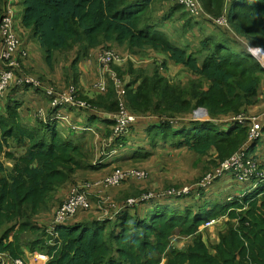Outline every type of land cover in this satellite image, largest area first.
I'll list each match as a JSON object with an SVG mask.
<instances>
[{
	"label": "trees",
	"instance_id": "trees-1",
	"mask_svg": "<svg viewBox=\"0 0 264 264\" xmlns=\"http://www.w3.org/2000/svg\"><path fill=\"white\" fill-rule=\"evenodd\" d=\"M200 2L214 18L224 12L229 30L214 25L219 36H202L195 48L167 35L166 21L176 16L183 31H202V24L212 23L191 17L176 0H18L17 5L21 28L37 39L49 68L72 55L71 68L100 47L119 55L153 51L165 57L151 73L131 62L111 66L120 79H130L125 86L127 111L137 118L156 120L146 124L141 136L151 151L166 146L185 149L202 167L215 154L211 165L216 168L246 145L250 119L255 118L261 129L249 144L248 154L258 162L257 152L264 147V114L249 110L259 104L264 69L230 31L253 47L264 48V0ZM161 10L166 13L159 16ZM166 61L186 69L193 81L188 86L171 84L160 71ZM36 78L45 83L43 77ZM69 83L78 87L77 69ZM20 90L43 93L15 86L0 100V155L4 159L0 161V255L17 260L28 252H39L48 257L46 264H160L163 257L165 264H264V182L239 197L228 200L231 196H227L224 205L212 208L211 203L202 204L195 198L219 179L183 197L142 203L148 208L143 215L125 209L112 220H99L87 214L91 206L74 216L83 213L86 220L74 222L73 217L48 233L35 218L52 208L54 194L76 182L77 171L91 168L85 165L83 145L63 137L56 122L37 121L34 127L23 122ZM115 94L109 83L104 93L88 97L79 91V98L91 108L113 114L118 109ZM198 109H204L210 121L188 119ZM239 116L245 117L242 123L229 121ZM94 122L114 125L112 119ZM137 123L138 119L129 128L131 136ZM125 135L116 143L127 145ZM149 156L146 151L132 157L147 160ZM260 169L264 170V163ZM131 196L134 193L121 195L117 205ZM218 218L226 219L225 228L218 233V241L208 245L201 228ZM175 237L190 242L175 249Z\"/></svg>",
	"mask_w": 264,
	"mask_h": 264
},
{
	"label": "rangeland",
	"instance_id": "rangeland-1",
	"mask_svg": "<svg viewBox=\"0 0 264 264\" xmlns=\"http://www.w3.org/2000/svg\"><path fill=\"white\" fill-rule=\"evenodd\" d=\"M13 8H14V11H17L16 13H14L15 31H16V34L20 36V40L22 42L24 39L21 37V34H19V22L21 20L20 8L17 5H14ZM203 9H204V7H203ZM204 12L206 15L214 18L208 12H206L205 9H204ZM165 13H166V11L161 10L157 14L159 16H162ZM227 13L229 14L230 11L228 10ZM223 15H224V12H223ZM222 16H220V17H222ZM175 17L176 16H174L171 20L166 21L167 30L165 31V33L167 35H171L170 37L173 40H177L179 42L186 43V44L190 45L191 48H195L197 46L198 40L202 36H207L209 34L219 36V33H214L218 30V28L215 27L214 25L208 23V22H205L204 24H202V26H204L202 28V31H200L199 28H196L193 31H188V30L183 31V28H180V25L177 22ZM220 17H218V18H220ZM214 19H216V18H214ZM198 22L202 23L201 20H198ZM230 32L232 33V37L235 40H237L238 42H240V44L242 46H244L245 48H246V46L251 45L249 42L246 41L245 38H243L237 34H234L232 31H230ZM30 38L33 41H35L39 50L41 51L37 39L35 37H31V36H30ZM100 48L101 49L99 50V52H101L102 50L116 52L113 49L108 50V49H104L103 47H100ZM96 50H98V49H96ZM41 53H42V51H41ZM118 53H119V51H118ZM125 53H127V52H125ZM121 56H123L125 58V61H124V63H125L127 61L125 55L121 54ZM127 56L135 58L136 61L140 64V68H142V66H146V68H145L146 71H148L149 68L151 70H153L157 61L159 59H161V57L153 51H150V52L146 51L144 54H137V55H131V54L127 53ZM68 57H71L68 61H58L57 63H59V64L60 63H63V64L70 63L71 59H73V56L71 55ZM60 58H64V57L60 56ZM147 59H148V63L146 64ZM61 60H65V59H61ZM80 60H78L77 63L71 67V73L74 72V70H76L77 68L80 69V65L78 64V62ZM87 61L88 60H85L86 63H87ZM166 62L168 64V67H166V65H164V67L160 71L167 77V80L171 84H180L181 86H188L193 81L194 77L191 76V74L186 69H184L181 66L174 65L168 61H166ZM56 64L54 66L55 68H57ZM25 72L29 75L37 77L36 73H31L28 71H25ZM262 77L264 79V74L262 75ZM204 87H207V85L204 84ZM91 89H92V87L90 88V90L83 91V93H85V94L93 93L94 91H93V89L92 90ZM79 91H80V89H79ZM104 91H105V89H104ZM38 94L43 96V93H38ZM6 96H7V93H6ZM5 97H3V98H5ZM70 110H72V109H70ZM73 110H76V109H73ZM187 117L188 116H186V118ZM150 119H155V118L151 117L149 119H146V121L150 120ZM188 119H191V120L197 121V122H206L210 118L207 116V113H206V111H204V109H198V110H195L194 112H192L190 114V117H188ZM171 121H174V120H171ZM229 121L233 122L234 120L232 118H230ZM80 135H81V133H80ZM74 136H75V133L71 132L70 133L71 139H69V138L68 139L70 142L75 144V141L72 140V138ZM125 136H126L125 137L126 143L128 144L126 150L123 152V153H127V155H124L125 159L122 161H119L118 163L111 162L108 165H106V167L111 166L113 163H115L113 168H115L116 170L117 169H123V170L133 169V170H140V171H143L145 173L147 171L149 175L146 173V179L144 181L130 183L131 180H129L125 183H122L119 187L113 188L116 190L90 188L91 186H94V182H96L100 179L99 177H101V176L98 177L95 175H98L101 172L103 167H100L99 165H95V166H98V169H96V168H91L92 170L81 169V170L77 171L75 174L76 182L67 185L63 189H60L58 191V193L54 194L53 195L54 200L50 203V205H52V208L48 209L46 212L41 213V215L39 217L37 216L35 218L36 222L40 225L46 226V228L49 229L52 226L54 215L56 214V212L59 208L58 206L60 205L61 202H63L68 197L69 194L72 193L71 191L74 188L80 189L83 192L87 191L88 197H89V199L92 203V206H93L92 210L89 211V213H87V214H90V216L94 215L99 220H106V219H103V217L101 215V214H103L105 216V214H106V216H109L110 219L112 220L115 217L114 213L111 212V210H113L112 206H116L118 204V202L120 201L119 195L125 196L129 193H134V196L128 197L126 199V200H128L131 198H136L142 194H146V192L145 193H142V192L139 193L140 189H146V190H148V193L149 192L158 193V192H165V191L171 190L176 186H181L182 188H184V187L192 188L200 180H202V178L206 174L210 173L213 170L212 168H214V167H212L211 162L215 163L214 162L216 159L215 154H212L209 158H206V160H205L206 165L204 167H202V165H198L199 159L195 155H193L192 153L186 151L185 149L177 150V149H173L171 147L166 146V147H157L156 149L151 151L148 148L145 140H142L141 150H137V151L140 152V154L148 151V152H150V156L147 158V160H141L138 158H133L132 157L133 154L131 155V153H133V150L131 148L135 147V144H134L135 139H131L130 130L127 132V134ZM131 140H133V141H131ZM115 142H116V140H115ZM130 142H133V143H130ZM119 146H121V144H119ZM124 148H125V146H122V147H119L117 150H121ZM128 155H130V156L127 157ZM257 155H258V162L256 161V163L260 165V163L262 164V162H263L262 157H261L262 151L257 152ZM1 160H2V162H4L3 155H0V161ZM86 160L88 162H89V160H91L90 154L86 155ZM92 162H93V160H92ZM82 164H84V162ZM85 165H86V161H85ZM89 177H91V179L98 177L99 179H96L93 182H88L90 180ZM232 178L233 177L230 175H227V174L224 175L222 178L217 180L214 185L211 186L213 191H214L213 193H211V190L209 191V189L211 188L210 187L199 198H195V200L201 202L202 204L204 202H207V204L211 203L210 208H212L213 206H221V205L225 204L227 196H232V197L240 196L244 192L248 191L249 188L251 187V186L244 187V185L236 182L235 178H233V179ZM133 180H136V179H133ZM229 185H230V188L228 189ZM104 190H107V192H105V194H103ZM117 190H119V191H117ZM116 191H117V193H115L114 194L115 196H113V193ZM111 201H113L114 203ZM172 202L175 203L174 201H172ZM134 209H136V208H133L131 210H134ZM99 211H101V213ZM74 218H72V219H74ZM209 227L204 225L201 228V234L203 236V239L206 242V244H208V245L211 243H214V241L216 239V234L218 235L219 232L224 230V221H219L218 223H216L211 228H209ZM189 242H190L189 238L181 239L180 242H179V238H177V237H175L173 239V243L177 244V246H174L175 249L176 248L181 249L184 247L183 244L186 245ZM39 256H43V257H39ZM21 260L24 261L26 264H46L48 261V257L45 255H42V253H39V252H33V253L28 252L23 256V258ZM165 262H166V259L163 257L160 264H165Z\"/></svg>",
	"mask_w": 264,
	"mask_h": 264
},
{
	"label": "built area",
	"instance_id": "built-area-1",
	"mask_svg": "<svg viewBox=\"0 0 264 264\" xmlns=\"http://www.w3.org/2000/svg\"><path fill=\"white\" fill-rule=\"evenodd\" d=\"M176 3L181 5L185 11L193 18H204L217 27H224L229 29L226 16L220 18H212L205 14L200 0H176ZM247 51L264 69V48H256L252 45L246 46ZM28 57L27 50L23 47L20 36L16 34L13 13L7 9L0 20V100L5 97L8 89L12 87H29L34 90L43 92L46 99L49 101L51 110L70 108L76 110H89L90 105L79 98V89L70 85L63 91L54 89H45L43 83L35 76L27 74L23 70V62ZM98 63L108 68L112 65L122 64L125 58L113 51L102 50L97 56ZM115 93L118 102V109L115 113L112 126V140L115 141L119 137L127 134L129 128L136 122L137 117L130 114L125 106V88L121 81L115 79ZM98 92L104 91L103 83L97 84L95 87ZM51 119H56L52 115ZM50 119V120H51ZM245 117L239 116L234 119L242 123ZM49 120V121H50ZM251 128L249 138L246 145L235 152L228 159L222 161L210 173L206 174L194 187H184L180 190H168L158 193H146L136 198L126 200L122 205L112 206L114 216L124 211L125 209H133L142 203L163 200L169 197H183L188 195L192 190L207 189L217 179L224 175H230L241 184L249 183L252 188H255L259 183L264 182V170L260 169V165L256 163L248 154L249 144L256 140L260 134V125L257 124L255 118L250 119ZM145 180L146 173L140 170L133 169H117L94 182V186L90 188L110 189L119 187L122 183L129 180ZM89 188V189H90ZM88 190V189H87ZM72 192V193H71ZM68 197L61 203L53 218L52 226L47 229L50 234L54 233L56 227L65 224L71 220L78 210H90L92 203L88 197L87 191L80 189H72ZM103 219H110L109 216L101 214ZM214 221L208 222L205 225L210 226ZM2 256V255H1ZM0 264H26L21 259L10 260L9 262L0 261Z\"/></svg>",
	"mask_w": 264,
	"mask_h": 264
},
{
	"label": "crops",
	"instance_id": "crops-1",
	"mask_svg": "<svg viewBox=\"0 0 264 264\" xmlns=\"http://www.w3.org/2000/svg\"><path fill=\"white\" fill-rule=\"evenodd\" d=\"M17 1L18 0H0V17L2 13H4L5 10L7 9H9L14 16V13H16L17 11H14L13 7L14 5H17ZM20 13H21V9H20ZM19 34H21V37L24 39L22 41L23 47L28 52V57L24 60L22 64L23 70L31 73H36L37 75L43 77V79L45 80L44 81L45 83L43 84L45 89H54L57 91H63L68 86H70L69 83L70 74H71L70 64L72 59L70 63L67 64L57 63L56 64L57 68L55 67L49 68L44 62L43 55L39 50L37 44L35 43V41H33L30 38V31L28 29H22L20 26V22H19ZM100 49L101 48H98V50L91 51L87 59L78 62V64L80 65V69L77 68L78 87L81 93H83V91L85 90H90L91 87L94 91L93 93H88V94L83 93L84 96L89 97L95 95V93H101L98 92L97 89L95 88L97 84L103 83V86L106 91L108 84L111 83L115 91L114 88L115 84L113 82L115 79L121 81L124 85V88L126 84L130 81V79L126 76L120 79L117 76L116 72L111 68V66L105 68L98 63L97 56L99 54ZM124 55L127 61L123 64V66L128 62H131V64L134 67L140 68V64L136 61L135 58L128 57L127 54ZM159 56L161 57V59L157 61L158 64L166 60L164 56L162 55ZM70 58L71 57H67L65 60H59V61H68ZM85 60H88L87 63L85 62ZM147 63H148V59L146 60V64ZM165 65L168 67L167 63ZM142 68L145 69L146 66H142ZM148 71L150 73L152 72L150 68L148 69ZM19 93H20L19 96H21L20 99L21 107L19 113L23 122H25V124L29 127H34L35 122L38 121L41 123H46L53 117L52 115H55L57 118L54 120L51 119V121L57 123V129L60 131V134L67 139L68 138L71 139L70 133L74 132L75 136L72 138V140L75 141V143L80 142L84 147L85 154L86 155L90 154L91 160H89V162L86 160V165L89 166L90 168H96V169H98V166L95 165H99L100 167H103L101 172L95 176L98 177L101 176L99 177L100 179L104 178L105 176L116 170L115 168H113L115 163H113L111 166L108 167H106V165H108L111 162L118 163L119 161L125 159L124 155H127V153H123V152L126 150L128 144L125 145L124 149L117 150L119 147H122V145L119 146V144H117L115 141L112 140L111 137L112 125H107L102 122H94V119L113 120L115 113L113 114L103 113L102 111H99L95 108H91L89 110H80V111L73 109L70 110V108H62L54 112L50 108L48 99H46L45 97L41 96L38 93H35L33 90H28L26 92H24V90H20ZM258 96H259L258 106L253 107L249 111L256 114H264V87H262ZM137 119H138V123L134 128L133 135L131 136V139H135V143H134L135 147L131 148L133 150V153H131V155L137 154L138 153L137 150L142 147L141 136H142V131L146 126V124L156 121L155 119H150L146 121V118L143 117H139ZM261 151H262V161H263L262 163H264V147ZM129 156L130 155H128L127 157ZM146 173L148 174L147 171ZM98 177L92 179L91 177H89L90 180L88 182H93L96 179H99ZM132 182H142V180H131L130 183ZM229 188L230 185L228 186V189ZM108 190H116V189L110 188ZM210 190L211 193L214 192L212 187L209 189V191ZM117 191L113 193V196H115L114 194L117 193ZM105 192H107V190H104L103 194H105ZM119 197L121 200L122 199L121 195H119ZM235 197H239V196H235ZM232 198L234 197L231 196V198L229 197L227 199L230 200ZM135 210H138L140 212L139 214L143 215L142 213H144L145 210H148V208L139 205ZM85 215L86 214L79 213L77 215V218H75L73 221L81 222L83 220H86ZM219 221H224V228H225V221H226L225 218H218L214 220V223H212L209 228L214 226ZM217 238L218 235L216 234V239L214 243L218 241ZM39 257H43V256H39ZM10 260L11 259L8 256L0 255V261H4L7 263Z\"/></svg>",
	"mask_w": 264,
	"mask_h": 264
},
{
	"label": "water",
	"instance_id": "water-1",
	"mask_svg": "<svg viewBox=\"0 0 264 264\" xmlns=\"http://www.w3.org/2000/svg\"><path fill=\"white\" fill-rule=\"evenodd\" d=\"M205 111V110H204Z\"/></svg>",
	"mask_w": 264,
	"mask_h": 264
}]
</instances>
